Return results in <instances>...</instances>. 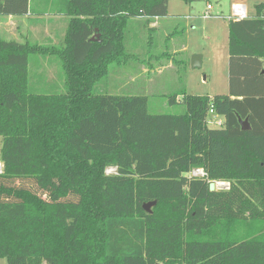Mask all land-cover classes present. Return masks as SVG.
Here are the masks:
<instances>
[{"label": "trees", "instance_id": "16d2710c", "mask_svg": "<svg viewBox=\"0 0 264 264\" xmlns=\"http://www.w3.org/2000/svg\"><path fill=\"white\" fill-rule=\"evenodd\" d=\"M39 1L0 0V16L62 23L42 37L58 41L47 47L0 38V259L264 264V2L229 19V93L183 87L169 102L184 113L153 114L147 96L107 91L110 69L160 45L154 23L170 18V0H56L55 9L43 0L45 12ZM175 43L172 55L186 54V39ZM34 54L59 62L64 92L31 90V73L45 67L32 71ZM210 109L223 126L208 125ZM218 181L228 188L210 190Z\"/></svg>", "mask_w": 264, "mask_h": 264}, {"label": "rangeland", "instance_id": "374dc122", "mask_svg": "<svg viewBox=\"0 0 264 264\" xmlns=\"http://www.w3.org/2000/svg\"><path fill=\"white\" fill-rule=\"evenodd\" d=\"M233 1L245 5L248 16L255 15L256 5L264 2V0H190V2L170 0L168 7L170 18L166 19V22L169 21L170 27L166 30L161 27L158 29L157 35L161 38L160 45L146 42L144 45L142 44L143 47L136 51L137 54L130 56L129 60L127 59L126 64L122 66L112 65L110 69L111 81L107 91L115 95H145L148 97V110L153 114L184 113L185 106L183 103L169 102L170 96L179 93L183 87L188 93L197 95L228 94V17L233 16L231 9ZM37 4L42 6L45 3L40 0ZM47 5L54 8L57 6V1L50 0ZM47 5L46 7H48ZM208 5L212 8L211 13L217 17L203 18L208 12ZM33 8H35V4ZM5 27H7L6 24L0 28L2 35L6 34L4 36L10 39L20 38L16 37L17 33L14 36ZM169 31L174 33V41L166 37ZM0 38H2L1 35ZM180 39H186V45L190 43L189 49H186V54L172 55V51H175L174 42ZM30 41L39 43L44 47L58 43L56 40L51 43L50 40L47 41L42 38L38 41ZM164 50L169 51L178 60L186 57L187 65L181 66V63H173V60L171 62L167 56L162 57L158 54ZM194 51L196 52L194 53ZM193 53L202 55V66L199 68H192L191 66L189 58L194 55ZM51 57V55H32L30 60L32 71H34L35 61L36 63L39 61L41 67L45 66L44 69L42 68L40 71L36 69L35 72L31 73L30 88L32 91L43 94L65 91L61 65L55 57ZM176 99H181V96L179 95ZM1 145L2 139L0 137V161ZM111 168L112 166L108 167L106 171ZM197 174H201V171ZM217 184L221 189L229 185L228 182L222 181H218ZM0 264H5V260L0 259Z\"/></svg>", "mask_w": 264, "mask_h": 264}, {"label": "crops", "instance_id": "0c3cea01", "mask_svg": "<svg viewBox=\"0 0 264 264\" xmlns=\"http://www.w3.org/2000/svg\"><path fill=\"white\" fill-rule=\"evenodd\" d=\"M235 1H233L232 5L235 4ZM38 11L40 12H45L47 11V8L42 5L39 6L38 8H36ZM212 8L207 12L206 15H204V19L215 16L211 13ZM40 18L43 17L44 20L38 21L36 20L37 17H35L33 14H27V15H21V16H5V17H0V25L3 26L6 24L7 27H5V29H9L14 36L16 37H20L19 39H10L4 35H2V30H0V35L2 37V39L4 40H8V41H17V42H26L27 40H34V41H38V39L42 38V34L43 37H52L53 35L51 34V30L50 28H52L53 30L56 29L57 25H62L60 18L61 16H54V20L51 21L50 17L45 15V16H39ZM217 17V16H215ZM229 17H228V23H229ZM162 22V23H161ZM159 24L158 22L154 23V25H159L162 29L169 28L170 25H168L169 21L166 22V20L161 21ZM228 35H229V27H228ZM24 36V37H23ZM23 37V38H22ZM169 38H171V40H174V36H168ZM55 41V40H54ZM190 43L188 45H185L181 50H186L187 48L189 49ZM174 49H177V45L174 42ZM196 51H194L195 53ZM193 53V54H194ZM205 53V51H204ZM228 53H229V41H228ZM195 55V54H194ZM204 59V57H203ZM191 60V58H189V61ZM229 71V69H228ZM229 88V85H228ZM229 91V90H228Z\"/></svg>", "mask_w": 264, "mask_h": 264}, {"label": "built area", "instance_id": "2783aa9c", "mask_svg": "<svg viewBox=\"0 0 264 264\" xmlns=\"http://www.w3.org/2000/svg\"><path fill=\"white\" fill-rule=\"evenodd\" d=\"M210 9H211V6L208 5V11ZM231 9H232V15L233 16H229V18L243 19V18L248 16L246 6L241 4V3L233 4ZM207 122H208V125L211 127H221L224 125V118L222 116L216 114L214 109H210L208 117H207ZM2 171H3V165H2V162L0 161V173H2ZM200 171L201 170H197V171H194L193 173L197 174V172H200ZM115 172H116L115 167H112L110 170L107 171V173H115ZM228 186L225 188H228Z\"/></svg>", "mask_w": 264, "mask_h": 264}, {"label": "water", "instance_id": "95a60500", "mask_svg": "<svg viewBox=\"0 0 264 264\" xmlns=\"http://www.w3.org/2000/svg\"><path fill=\"white\" fill-rule=\"evenodd\" d=\"M95 37H92V40H94ZM190 63H191V66L192 68H199L202 66V55L200 54H195L191 57V60H190ZM241 125H242V129L243 130H250V124H249V121L246 119V120H243L241 121ZM201 172H203L201 170ZM217 188H219L218 184L216 182H211L210 183V190H216ZM156 204V202H149V203H146L144 205V209L147 211V212H151V209L152 207Z\"/></svg>", "mask_w": 264, "mask_h": 264}]
</instances>
